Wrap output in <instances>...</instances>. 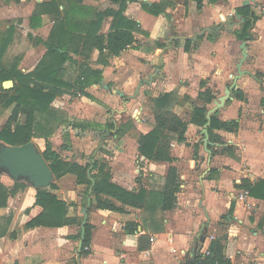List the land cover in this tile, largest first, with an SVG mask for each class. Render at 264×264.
Here are the masks:
<instances>
[{
    "label": "crops",
    "instance_id": "0c3cea01",
    "mask_svg": "<svg viewBox=\"0 0 264 264\" xmlns=\"http://www.w3.org/2000/svg\"><path fill=\"white\" fill-rule=\"evenodd\" d=\"M44 1L49 0L0 1V17L6 16V20L16 17V39L13 37L15 27L12 24H6L5 28V25L0 26V32L2 35L10 33L8 46L13 41L16 46H25L22 53L14 56L19 58L18 68L24 73L31 72L46 52L44 42L48 39L53 20L48 14H42L38 27L30 24L31 14ZM56 1L62 15L70 14L72 22L82 25L94 20L99 11L117 9L111 0H77L75 4L70 0ZM161 1L164 0H127L123 15L136 21L140 29L134 32L135 42L118 56H100L99 51L92 48L88 51L86 61L85 54L69 52L70 59L63 65V80L70 83V91H74V94L64 93L52 101L51 105L60 119L54 122L55 130L48 138L50 142L55 136H60L62 140L67 138L73 146L64 149L71 153L73 148L78 147L74 145L77 139L93 140V137L99 135L101 141H108L109 138H103L104 134H109L114 128L113 134L117 135L113 123L115 117L124 111L126 114H134L136 131L147 133L155 121L154 110L147 108L146 100L149 96L156 97L175 89H178L177 94L181 98L175 104L176 107H182V97L185 95L195 98L191 100L203 106L204 102L197 98V94L208 86L206 83L200 86V81L209 78L210 82H214L216 73L223 79L234 56L233 50L227 46L234 44L245 21L237 9L247 7L251 31L258 32V39L261 32H264L261 29L264 14L261 17L260 13L264 11V0H204L199 10L194 2H189L187 15H184L186 8L183 0H176L171 5L167 3L163 12L157 16L140 5ZM252 14L255 20L251 18ZM112 20L111 16H105L98 34L107 33ZM19 31L25 35L27 44ZM77 33L84 35L85 32L82 30ZM251 37L245 44L253 42L255 35ZM186 41H189L191 47H186ZM257 54L254 60V68L257 70L251 76L246 75L240 79L239 87L235 85L232 88L240 89L243 99L235 98L231 89L229 97L213 110L215 101L225 95L228 87L218 97L216 91H212L215 98L206 105L207 119L215 115L220 121L233 120L238 123L235 132L213 128L218 141H209L206 125L197 127L189 123L185 131V142L170 143V153L175 158L172 163L144 157L138 151L136 140L134 147L128 150L122 146L110 149L112 154L102 151V147H105L103 144L94 150L95 153H87L91 145L82 141L80 152L83 157L80 159L85 160L66 159H75L82 164L89 160V156L105 160L112 182L130 191H138L140 188L147 190L146 205L142 208L125 206L126 212L91 206L86 212V221L93 228L89 253L84 255L78 254L80 241L70 238L78 233L72 226H37L27 231L21 230L16 233V241L27 238L28 243L23 244L20 253L16 252V264H68L73 244L78 264H187L188 259L203 261L210 241L222 236L226 238L223 242L224 255L230 264H264V198L251 196L243 185L245 181L253 185L264 179V106L261 102L264 90L255 78L256 72L262 73L264 77V49ZM86 67L101 70L99 82L85 89L91 98L84 96L79 87L75 86ZM12 85L11 80L2 82V87L10 88ZM132 91H137L136 98H120L123 95L130 97ZM77 104H81L83 109L78 111V119H74L73 115L67 117L71 121L65 128L67 121L60 113L67 106ZM117 106L121 108L117 109ZM172 111L182 118L176 110ZM24 118L20 113L19 121L23 122ZM195 137L202 139L199 142ZM32 140H42L43 144L45 142L42 137H32L30 141L34 143ZM122 141L126 142L123 138L119 142ZM196 142H199L198 146H193L192 143ZM110 147L109 144L107 149ZM53 149L57 151L54 146ZM171 165L177 169L179 186L174 206L163 210L160 208L158 193L164 187L167 170ZM0 173L9 177L6 171ZM185 178L188 181H183ZM16 182L25 184L20 190L25 198L16 208V217H24L25 209L34 203L36 191L41 187H35L25 179H16ZM56 183L61 187L58 191L62 193L57 197L66 202L67 206L78 204V215L83 219L81 197H78L75 190V176L66 174ZM130 222L135 225L127 226ZM212 230L215 233L211 234ZM203 234L205 237L201 242Z\"/></svg>",
    "mask_w": 264,
    "mask_h": 264
},
{
    "label": "trees",
    "instance_id": "16d2710c",
    "mask_svg": "<svg viewBox=\"0 0 264 264\" xmlns=\"http://www.w3.org/2000/svg\"><path fill=\"white\" fill-rule=\"evenodd\" d=\"M75 4L77 0H70ZM117 5V9L107 8L95 14V19L82 25L76 21H71L70 14L62 15L56 0L44 1L37 5L30 16L32 27H38L41 22V15L48 14L53 20V26L50 30L48 39L44 42L46 52L40 59L37 66L28 73L22 72L18 68L19 58L12 62H4L3 55L10 42V33L2 35L0 32V107L12 106L10 115L0 130V140L10 145L24 144L32 137L44 138V151L41 152L44 160L47 162L55 180H58L66 174L75 176L77 185H84L85 189L81 194V206L87 210L94 206L97 209H105L116 212H126L125 206L142 208L146 205L147 190L140 188L138 191H130L111 181V173L107 162L89 156V160L80 163L75 159L63 158L52 148L48 139L54 132V122L60 119L52 107V101L64 93L74 94L70 91L71 85L63 80V65L69 60V52L76 54H85L86 61L89 57L88 51L96 48L100 56L105 54L118 56L123 50L127 49L135 42L134 32L140 29L136 21L128 19L123 15L127 0H111ZM135 1V0H130ZM176 0H164L161 2L140 3V5L150 14L159 15L163 12L165 6L173 4ZM204 0H183L187 10L189 2H194L196 9H201ZM74 10V9H71ZM73 12H76L74 10ZM237 13L245 17L242 25L241 39L250 38L247 29L251 27L249 11L247 7L237 9ZM105 16L113 18L110 29L107 33L98 34V28ZM251 18L256 19L252 14ZM84 30V35L77 32ZM189 41H186L188 48ZM256 80L264 90V77L262 73H255ZM101 79V70L86 67L83 73L76 80L75 86L79 87L82 94L88 98L91 95L86 92V88L96 84ZM11 80L12 87H2V82ZM205 81H200V86H204ZM232 94L237 99H243L244 95L240 89H233ZM174 91L160 94L153 98V114L155 124L147 133H139L137 139L138 151L144 157L153 161H166L172 163L175 158L170 153V143L185 142V131L187 123L197 127L206 125L209 141H218V137L213 134V128H222L227 131L235 132L238 129L236 121H220L215 115L208 120L206 112L207 104L215 98L210 88H204L199 91L197 98L204 102L203 106L196 103L192 105V111L188 121L180 118L171 110L176 101ZM264 106V98L261 100ZM24 115V121L20 122L19 114ZM132 126V123H129ZM128 124V125H129ZM111 128V126H108ZM121 127L117 133H120ZM116 133V134H117ZM64 146H69L67 138H63ZM210 145V143H209ZM211 146V145H210ZM83 157V154H81ZM243 185L248 189L251 196L264 198V179L255 184L244 182ZM24 183L14 182L6 185L0 181V208L6 207L8 200L15 196L18 191L24 188ZM178 175L175 166L171 165L166 174L164 187L158 193L160 208L170 209L176 201V191L178 189ZM56 182L47 187L37 189L34 203L25 209L23 229L29 230L37 226L60 227L72 226L81 222L76 213H70L69 208L74 207V203L66 205V202L59 199L52 190L57 189ZM119 202L120 204H118ZM134 226L135 223H127ZM93 226L86 221L83 230L79 229L77 235L73 236L80 241L79 255L89 253V244ZM5 230L0 231V237L5 234ZM131 232V230H130ZM14 237V233H10ZM225 236L216 237L210 241L208 254L203 258L204 264H230L224 255ZM192 259H188L187 264ZM72 264H78L75 260Z\"/></svg>",
    "mask_w": 264,
    "mask_h": 264
},
{
    "label": "rangeland",
    "instance_id": "374dc122",
    "mask_svg": "<svg viewBox=\"0 0 264 264\" xmlns=\"http://www.w3.org/2000/svg\"><path fill=\"white\" fill-rule=\"evenodd\" d=\"M0 1L3 2L5 0H0ZM260 13H261V17H263L262 14H264V11H262ZM184 15H187V10L184 11ZM5 17L6 16H3V18L0 17L1 18L0 19V26L5 25L4 26V28H5L6 24H12L15 27L14 32H13V37L16 39V17L9 18L7 20L5 19ZM251 28L252 27H249L247 29V32L250 35V37L252 35L253 36L255 35V37H254L253 42L249 41L247 44H245L246 56L243 58V60L240 62L243 55H242V49H241V47H239V45H241V43L243 41L246 42L247 38L241 39V36H237V37H235L234 44H232L231 46H227V48L233 50L234 56L231 58V60L229 62V68H228V71L225 73V77H223V79H222L216 73V75H215L216 77L213 78L214 82H212V81L210 82L209 78L205 80V83L207 84L208 88H210L211 91H216V93H217L216 97L222 95L224 88H226V87H228V89L231 90L229 86L232 85L233 80H234L236 75H239V76L236 79L235 85H237L239 87V81H241L240 79H242L243 77H247L246 75L251 76L254 73V71L257 70L256 68H254V60L256 58V55H258L257 53L260 50L264 49V32H261V37L258 39V37H256V35L257 36L259 35L258 32L253 33L251 31ZM261 29H263V31H264V22H262ZM19 35L21 37H24V39L26 40L24 43L27 44V39L25 38V35L21 31H19ZM25 44H22V45H25ZM24 47L25 46H21V45L16 46V42L13 41L9 46H7L6 51L4 53L5 56L3 55V61L4 62L14 61L16 58L14 56L22 53L21 50ZM189 47H191L190 44H188V48ZM248 47H249L250 52L248 51ZM238 69H240L242 71V73L239 74ZM246 70H247V72H246ZM248 70H250V71H248ZM208 82H209V84H208ZM212 84H213V86H212ZM218 86H220V87L218 88ZM204 88H207V87H204ZM177 91H178V89H175V91H174L176 96H177L176 97L177 99H176L175 103L173 104V106L171 107V110H176L182 116L183 120L185 119V121H188L189 115L192 111V105L195 101V100H191V99H195V98H192L189 95H185L184 97H182V99H183V101L181 103L182 107L178 108V107H176L175 104L179 103L181 98H180V95L177 94ZM136 94H137V91L133 92V94L128 98L125 97L126 95H123L120 98H122V100H129V98H136ZM153 98L154 97L149 96L145 102V104H146L147 108H149V110L153 109V101H152ZM211 105L212 104H210L209 107H211ZM12 106L13 105H10L7 108L6 107H0V130L2 129L3 125L5 124L7 118L10 114ZM120 108L121 107H118L117 109H120ZM82 109H83L82 105L77 104L74 106H71V105L67 106L65 109L62 110L63 112H61L60 114L62 115V117L64 116V118L67 121L65 128H67L69 126V122L71 121V120L69 121L67 119V117H69L70 115H73L74 119H78V116H76V115H78V111H80ZM124 112H122L121 114L119 113L118 116L115 117V121H114L115 123H113L115 125V129L117 128V130H118L119 127H121V129H122L120 131V133H117V131H116V133L118 135V136L116 135L117 137L113 134L115 132L114 128H113L112 129L113 132L109 131V134H104V136H103V138H109L108 141H104L103 139L101 141V136H99V135L96 136L95 138L93 137V140L90 138L81 139V140L77 139L74 141V145H76L78 147L73 148V151H71V153H69V152H67V150L64 149L65 148V146L63 144L64 141L60 138V136L54 137L52 135L54 137V138H51L52 139L51 140L52 148L54 146V148L59 152V155H61L64 158H76V159L77 158L80 159L82 157L81 152H80V146H82V141H84V140L87 144L91 145L90 148L88 149L87 153H90V152L95 153L94 150L98 149L97 148L98 146L102 147V144L106 147V148L102 147L103 148L102 151L105 153H111L112 154V151H110V149L120 148V146L125 147V149L128 150V149L134 147V144L136 143V141L139 137V135H138L139 132L136 131V129L134 128V125H135L134 114L133 115L132 114H126ZM130 122L132 123V126H130V124H129ZM188 124L189 123H187V125ZM88 137H90V136H88ZM122 138H123V140L125 139L126 142H124V143H123V141L119 142L120 140H122ZM117 139H119V140H117ZM194 139H196L197 141L200 142V140L202 138L201 137L200 138L195 137ZM32 141H34V143L36 144L35 147L37 148V150L39 152L44 151L45 146H44L42 140L41 141L32 140ZM99 141H101L100 145H99ZM0 142L7 144V143L3 142L2 140H0ZM199 142L192 143V144H193V146L194 145L198 146ZM109 144L111 145V147L108 150L107 148H108ZM192 144H190V146H192ZM69 146L72 147L73 145H70V142H69ZM86 155H88V154H86ZM80 160L84 161L85 159L83 158ZM1 171H3V170H1ZM179 171H180V173L182 172V166L179 168ZM183 172H185V171L183 170ZM179 176H180V174H179ZM9 177L6 176L4 173H0V180L3 183L11 184L13 181L16 182V180H14V178L11 175H9ZM53 178H54V175H53ZM21 179H24V178H21ZM183 181H188V178L183 179ZM54 182H58V180H55V178H54V181L52 183H54ZM19 183H23V182H19ZM57 185H58V183H57ZM75 186L76 185L74 184V187ZM60 188L61 187L58 185L57 189L52 190V191L56 192L55 195H58V196L62 195V193H60L58 191V189H60ZM84 189H85L84 185H77L76 186L75 190H76V193L78 194V197H81V194L83 193ZM23 198H25L23 191H19L15 196L11 197L8 200L7 206L5 208L0 209V231H2V230L6 231L5 235L2 238H0V264H16V252L20 253L22 250V246H24L23 244H25V242L28 243L27 238L24 239L23 241H21V240L16 241V233H20L21 230L27 231V230L23 229L24 217H22L20 215L16 217V212L18 211V210H16V208H19V206H18L19 202H22ZM74 207L75 208H73V206H71L69 211L71 213V210H72L73 213H76L78 215L79 205L75 204ZM78 217L80 220L82 219V216L78 215ZM16 219H17V221H16ZM79 226H80V223L72 225V227H74L75 230H77V232L79 230ZM11 231H13L14 237H10ZM213 233H215L214 230H212L211 234H213ZM70 238L74 239L73 236H71ZM68 260H69L67 262L68 264H72L76 260V248H75L74 244L70 248V256H69Z\"/></svg>",
    "mask_w": 264,
    "mask_h": 264
},
{
    "label": "water",
    "instance_id": "95a60500",
    "mask_svg": "<svg viewBox=\"0 0 264 264\" xmlns=\"http://www.w3.org/2000/svg\"><path fill=\"white\" fill-rule=\"evenodd\" d=\"M242 49V55L240 62L246 56V46L245 41L240 45ZM239 67V66H238ZM238 73H242L238 69ZM239 75H236L230 89L235 87L236 79ZM4 88H7L3 86ZM230 90L225 91V95L218 98L215 101V106L213 110L217 109L222 105L225 98L229 97ZM6 171L8 175H11L15 180L24 178L28 182L32 183L35 187H47L54 181L52 172L48 167V164L44 160L41 153L37 150L34 143L28 141L24 144L10 145L0 142V171ZM83 219L81 221V229L83 230V225L86 222V207H82ZM205 231V230H204ZM205 234L201 237V242L204 240ZM203 264L202 260H191V264Z\"/></svg>",
    "mask_w": 264,
    "mask_h": 264
},
{
    "label": "built area",
    "instance_id": "2783aa9c",
    "mask_svg": "<svg viewBox=\"0 0 264 264\" xmlns=\"http://www.w3.org/2000/svg\"><path fill=\"white\" fill-rule=\"evenodd\" d=\"M208 254V251L204 252V255ZM214 264H218V263H214ZM234 264H242V263H234Z\"/></svg>",
    "mask_w": 264,
    "mask_h": 264
}]
</instances>
